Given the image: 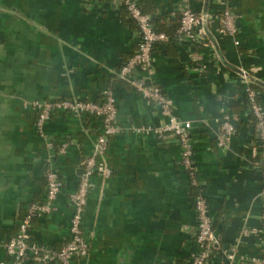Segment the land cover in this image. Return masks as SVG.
<instances>
[{
  "label": "crops",
  "instance_id": "0c3cea01",
  "mask_svg": "<svg viewBox=\"0 0 264 264\" xmlns=\"http://www.w3.org/2000/svg\"><path fill=\"white\" fill-rule=\"evenodd\" d=\"M137 2L174 32L184 6L210 16L228 7L236 15L238 47L219 36L214 24L210 42L201 45L162 31L169 40L155 44L152 53L151 83L173 101L174 114L192 125L196 182L181 164L174 136L135 131L156 128L164 118L116 78L138 41L120 0H0V261L7 258L3 243L15 235L28 206L44 200L49 156L63 187L55 211L32 222L30 238L53 249L68 241L69 195L101 129L96 118L56 112L43 126L45 139L54 143L48 151L35 131L36 113L27 105L73 97L97 102L107 88L115 97L119 132L107 144L110 176L90 179L81 223L89 250L76 263L189 264L197 225L194 201L200 194L219 239L208 264H227L223 251L231 247L237 264L260 255L264 170L239 69L250 74L264 112V0ZM225 115L236 131L218 147ZM65 140L70 145L59 156Z\"/></svg>",
  "mask_w": 264,
  "mask_h": 264
},
{
  "label": "built area",
  "instance_id": "2783aa9c",
  "mask_svg": "<svg viewBox=\"0 0 264 264\" xmlns=\"http://www.w3.org/2000/svg\"><path fill=\"white\" fill-rule=\"evenodd\" d=\"M120 4L129 19L135 24L138 41L132 54L115 72L116 78L128 84L143 101L156 108L164 118V122L156 128L144 126L135 129V131L145 134L154 133L159 137L174 136L179 147L181 164L194 181L196 168L192 161V125L174 114L173 101L150 80L154 46L157 43L168 42L169 38L165 33L154 29L153 16L143 12L137 0H120ZM235 18L236 15L228 7L224 8L219 15L210 16L209 14L201 15L190 7L184 6L178 10V27L175 35L186 43L201 45L208 42L210 29L212 25L217 24V34L221 37H229L232 39L233 45L238 47ZM239 75L245 83L244 91L248 112L255 118L253 128L258 141L255 150L260 156L264 170V112L257 102V94L251 86L250 74L241 68ZM26 108L36 113L35 131L41 139L45 140V147L48 151L54 148V143L45 139L43 126L56 112L69 113L79 119L82 117L96 118L100 122L101 129L92 144L91 152L82 160L83 174L79 177L76 189L69 195L72 215L68 226V241L59 249H53L47 245L33 242L30 238L32 222L55 211L54 202L63 187L59 172L50 160L52 156H49L45 171L44 200L40 203L33 202L28 206L18 223L15 235L2 245L7 258L0 261V264H18L26 261H34L38 264H77L76 259L85 258L89 250L81 223L91 187L90 179L98 173L105 177H109L111 174L110 169L106 166L105 157L109 138L119 132L115 97L113 92L107 88L102 91L100 100L97 102L75 97L52 101L35 100L30 102ZM219 123L216 144L218 147H224L235 134L236 128L228 115H225ZM69 145L70 141H62L59 144L58 155L65 156ZM194 207L197 225L189 264H208L212 252L218 248L219 239L213 231L212 218L209 215L207 201L203 194L196 197ZM242 233L256 235L258 231L243 229ZM259 249L260 255L248 259L245 264H264V236L260 239ZM223 256L227 264H237L235 247L224 250Z\"/></svg>",
  "mask_w": 264,
  "mask_h": 264
},
{
  "label": "trees",
  "instance_id": "16d2710c",
  "mask_svg": "<svg viewBox=\"0 0 264 264\" xmlns=\"http://www.w3.org/2000/svg\"><path fill=\"white\" fill-rule=\"evenodd\" d=\"M142 11H143V9H142ZM144 12V11H143ZM146 13V12H145ZM153 25H154V29L156 30V31H158V32H162V31H165L166 33H168V34H170L171 36L175 33L174 32V30H175V28H170V27H168V25H166V24H164V25H160V21H153ZM160 26H162V27H164L162 30L160 29ZM178 27V26H177ZM210 37H208L207 39V41L209 42L210 41V39H209ZM207 42V43H208ZM252 86V88H253V84L251 85ZM245 103H247V99H246V96H245ZM251 116V119H252V123L254 124L255 122V118L252 116V115H250ZM45 185H46V182H45ZM24 216V215H23ZM22 216V217H23ZM21 217V218H22Z\"/></svg>",
  "mask_w": 264,
  "mask_h": 264
}]
</instances>
